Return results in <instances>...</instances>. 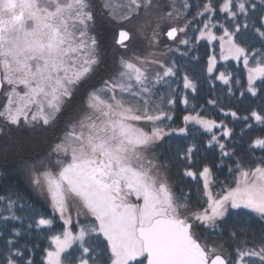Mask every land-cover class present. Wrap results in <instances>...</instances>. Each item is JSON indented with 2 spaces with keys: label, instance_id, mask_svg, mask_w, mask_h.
I'll return each instance as SVG.
<instances>
[{
  "label": "snow or ice",
  "instance_id": "1",
  "mask_svg": "<svg viewBox=\"0 0 264 264\" xmlns=\"http://www.w3.org/2000/svg\"><path fill=\"white\" fill-rule=\"evenodd\" d=\"M146 2L150 4L151 0ZM132 4L136 9L141 6L139 0H132ZM232 6V0H225L222 7L236 16L237 13L231 11ZM183 7L189 5L185 3ZM203 7L204 12L214 11L211 0ZM238 7L240 12L247 11L243 0ZM89 8L87 0H0V89L5 84L10 88L5 93L7 102L0 117L9 124L20 125L23 119L29 126L41 121L49 125L71 98L74 88L99 63L97 41L88 34V22L93 20ZM204 27L209 26L205 24ZM177 31L172 28L167 35L174 37ZM239 31V25L235 32L225 30L228 55L223 58L231 56L237 61L243 58L245 66L250 56L255 58L256 66L249 69L248 75L251 86L257 77H264V51L249 53L247 48L241 47L235 41ZM256 32L264 37V31L256 29ZM206 34L216 39L212 33L204 31L201 37ZM127 35L121 32L122 38ZM220 39L223 41L224 37ZM122 65L123 70L114 79L90 92L87 105L90 112L70 125L65 138L53 149L57 156L70 155V161L57 159L58 171L54 173L49 168L35 178L36 185L50 194L53 207L61 217L68 213L70 200H74L80 205L77 216L84 211L98 222L87 228L80 227L75 234L65 230L52 237L55 250L47 252L48 264H64L63 254L77 241L83 253L93 251L83 247L86 237L92 233L106 238L110 264H129L137 257H145L147 264H244L245 257H259L264 262V246L259 251L237 249L236 261L226 259L216 248L198 242L191 222L215 226L229 207L248 209L264 218V164L252 169L238 164L236 186L218 198L213 197L209 188L211 170L205 167L200 175L204 177L208 207L182 215L189 208L188 195L176 197L160 178L159 167L146 156L148 148L163 139L165 133L159 127L145 131L138 126L140 121L154 125L167 117V113L151 111L150 97L152 86L164 76L174 75L173 69L167 67L163 76L155 74V80H150L146 70L136 63L122 61ZM209 71H212L211 66ZM219 78L228 82L223 73ZM21 85L24 87L22 93L17 90ZM185 86L192 85L186 82ZM136 88L139 90H134ZM252 91L254 93L255 89ZM124 93L142 100V105L128 103ZM33 107L35 112L29 118ZM252 115L264 122L259 114ZM190 119L208 130L215 127L214 121L185 117L186 121ZM255 143L264 147V140ZM219 146L224 148L223 144ZM186 175L195 177L196 173L186 172ZM51 223L48 219L39 221L40 225ZM65 223L70 225L71 218ZM8 264H15V261L10 259ZM79 264H89V260L81 257Z\"/></svg>",
  "mask_w": 264,
  "mask_h": 264
},
{
  "label": "trees",
  "instance_id": "2",
  "mask_svg": "<svg viewBox=\"0 0 264 264\" xmlns=\"http://www.w3.org/2000/svg\"><path fill=\"white\" fill-rule=\"evenodd\" d=\"M208 2L159 0L153 8L152 18L142 22L141 17L138 23L135 22L132 30L134 35L125 46L116 43V31L120 28L116 26L117 23L109 15L101 17L99 12L93 11L96 18L95 33L101 44L103 59L91 85L98 84L102 76L113 72L112 66L119 54L124 53L126 56L127 51L133 50L141 42L144 51L157 52L165 59L167 67L173 69L171 84L175 88L172 93L175 98L170 125H183L187 112L199 113L220 124L208 131L199 124L188 123L185 132L170 133L157 143L161 165L166 166L173 177L175 195H188L190 211L207 206L203 179L199 175L205 167L211 169L214 189L223 193L234 184L239 173L238 164L243 168L264 164V147L254 144L257 138L264 139V122L252 115L257 113L264 117V77L256 81L257 90L253 93L241 61H218L209 71V59L213 52L217 54L219 45L215 42L211 46L205 39L196 38L206 21L217 22L219 25L216 30L219 33L225 29L235 32L239 25L240 31L236 33L235 41L250 53L253 50L264 51V37L256 32V29L264 30V0H243L246 12L239 10L238 2L241 0H232L231 11L236 12V16L222 9L225 0H211L214 11L204 12L203 6ZM185 3L189 5L188 8L183 7ZM163 19H171L172 23L160 28ZM171 25L179 27V34L173 40L165 35ZM181 37L188 43L179 42ZM171 43H174V48ZM250 61L251 64L255 63V58L251 57ZM221 73L228 78L227 83L219 78ZM185 78L194 89L192 86L185 87L188 102L183 105L179 96ZM68 112L65 111L66 114ZM226 132L230 134L226 135ZM221 144L224 145L223 149L219 146ZM38 155L36 153L34 157ZM13 156L23 154L12 152L9 156H0V264H8L10 259L15 264H46L45 257L53 246L51 238L62 232L64 224L45 200L35 194L24 176L15 172ZM3 166L5 171L2 172ZM186 172H194L196 176H188ZM227 214L214 228L196 225L197 235L194 236L203 245L216 248L228 260L236 261L237 249L247 251L264 244V218L248 209H233ZM44 217L51 218L52 223L40 225L39 221ZM83 247L93 251L83 253L80 243L75 244L64 253V264H79L81 257L88 259L89 264H110L107 240L99 233L86 237ZM245 259L244 264H264L259 257ZM141 260L146 264L145 257H137L129 264H138Z\"/></svg>",
  "mask_w": 264,
  "mask_h": 264
},
{
  "label": "rangeland",
  "instance_id": "3",
  "mask_svg": "<svg viewBox=\"0 0 264 264\" xmlns=\"http://www.w3.org/2000/svg\"><path fill=\"white\" fill-rule=\"evenodd\" d=\"M158 1L159 0H151V3L148 4L146 0H139V3L141 6L139 9H136L135 6L132 4V0H87V2L90 5L89 10L91 11L93 15V20L88 22L89 23L88 34L90 36H94L97 41L96 55L98 57L99 63L96 64L93 67V70L87 75V77L78 86L74 88L73 95L71 96V98L65 102L61 111L58 114H56L54 121L51 122L49 125H43L41 121V122L35 123L32 126H29V125L24 124L23 119L21 120L20 125H11L3 117H0V129H3V131L0 132V156H9L10 154H12V152L16 154H19V153L23 154V156H16V157L13 156V159H12V163H13L12 165L14 166L13 168L15 172L24 176V178L26 179V182L29 183V185L31 186L35 194L43 198L45 202L52 209V212L62 220L61 222H63L64 227L61 233H63L65 230H71L75 234V233H78L80 227L87 228L89 225L95 224L98 222L95 220L94 217H92L90 214L84 211H82L81 214L77 216L76 211L80 207V205L77 201H74V200H70L68 213L64 217H61L60 212L54 209L53 207V202L51 200L50 194L47 193L46 191H43L42 187L36 185V183L34 182L35 178L37 176H40L41 173H43L46 169L50 168L54 173L58 171L59 166L56 164L57 159H62L65 162L70 161V155L69 156H63V155L57 156L53 152V149L58 143L61 142V140L65 138V133L70 130V125L80 120L85 114L90 112V109L87 106L88 97H89L90 92L102 88L104 86L105 81H111L117 76V74L120 71L123 70L122 61H131L133 63H136L139 67L145 69L149 75L150 80H155V74H160L161 76H163V71L164 69L167 68V63L166 61H164L165 59H163L162 56H160L157 52H154L153 50L144 51V49L142 48L143 47L142 43L138 42L140 44L137 47H135L133 50L127 51L128 54L126 56L124 55V53L119 54L118 56L119 58L117 59V62H114L112 66L114 67L113 72L111 71V72L106 73V75L102 76L101 81L99 80L98 84L91 85L90 83L95 81L96 70L101 65L102 59H103V53H101L102 50L100 48L101 44L98 42V39L95 33L96 29L94 25L96 24V18H94L93 11L99 12L101 17L102 16L105 17L106 14L109 15V17L115 23H117L116 26L118 27L125 26L127 27L128 30H130L131 35H134L132 30L135 25V22L138 23L141 17L143 18L142 22L144 21L147 22L148 18H152V12L154 10L153 8L157 5ZM239 3L240 2H238V4ZM125 17H127L126 18L127 20H125ZM263 22H264V18H263ZM171 23H172L171 19H163L162 22L159 24V27L162 28L166 24H171ZM205 24H208L209 26L207 29H205L204 27ZM205 24L203 25V27H201L202 29L200 30V32L197 33L196 38L198 40L205 39L211 44V46H214L215 42L217 43V45H219L218 47L219 50L217 51V54L213 52L209 59V67L211 66L213 70L216 63L218 61H226V59H224L223 56L228 55V52L226 51L228 47L227 37L225 36L226 29L223 32L219 33L216 30V26L219 25L217 22L206 21ZM202 31L206 33L208 32L212 33L216 37V39H210L207 34L201 37ZM220 37H224V40L222 41ZM181 38L179 39L180 40L179 42L185 41L183 37ZM171 45L174 48V43H171ZM222 45H223V50H222ZM213 57L215 58L214 61L212 60ZM250 59H251V56H250ZM250 59H249V64L247 66L244 65L243 58L239 60L242 62L243 66L246 69L247 79L249 75V69L256 66V63L254 62H252L251 64ZM227 60H236V59L229 56ZM156 61H158L159 63H156ZM172 77L173 75L164 76L163 79L159 83H155L154 86H152V94L150 97V102L153 105L151 108V111L155 114H158L159 112L167 113V117H162L160 121L154 122V125H153V122L140 121L138 122V126L143 128L145 131H150L151 127L153 126L159 127L163 129V132L165 133L164 136H166L170 133L185 132L186 125L188 123H194L197 125L199 124L196 122L195 119H190L186 121L185 117H193V118L200 117L204 120L214 121L213 119L211 118L208 119L207 117L200 115L199 113H188L187 112L184 116L185 123L183 125H180V126L170 125L169 122L174 116V113L172 111V106L174 105L173 101L175 98L174 94H172L173 91H175V88L171 84ZM260 78L261 77H257L252 82L251 86L248 80L249 88L251 91L252 89H255V92H256L257 88H256L255 83ZM186 82H190V81L185 80L183 82V90H181V93L179 96V99L181 100L183 105H185L186 104L185 101L188 100L187 95L185 93L186 92L185 91ZM9 90H10L9 86L5 84L0 93V111L3 110V106L7 102V97L5 93L8 92ZM17 90L22 93L24 91V87L21 85L18 87ZM134 90L138 91L139 89L136 88ZM123 95H124L125 100L134 106L137 103L141 105L143 103L142 100L131 98L128 93H124ZM104 98L106 99L107 97H104ZM66 110H69L67 114L65 113ZM33 112H35L34 107L28 113L29 118H31V115L33 114ZM214 122H215V127L220 126V124L217 121H214ZM199 126L202 127V129L204 130H208L201 124H199ZM213 128H211V130H213ZM180 129H185V131H180ZM78 130L79 129H77V131ZM257 140H264V139L257 138L256 141ZM157 143L158 141L148 148L146 152V156L148 159H151L159 167L160 178L166 181L171 191L175 194V189L173 185L174 184L173 177L172 175H170L171 173L169 172V169L166 166L161 165L159 155H158L159 152H158ZM254 144L256 145V143ZM42 151H45L46 153L42 154ZM36 153H38L39 155L34 157ZM25 156H29V157H25ZM255 167L256 166H253V168ZM244 169H252V167H248ZM1 171L2 172L5 171L4 166L2 167ZM238 177H239V173L237 174L235 181ZM201 178L203 179V184H204V177L201 176ZM235 181L231 188H234L236 186ZM209 188L214 198H218L219 196L224 195L227 192L226 190V191H223L222 193L214 189L213 183H212V173L209 177ZM133 202H136L135 198H133ZM207 207H208V201H207V206L205 208ZM203 209H198V210H193V211L187 210V212L182 213V215H189L191 212H194V211L199 212V211H202ZM231 210L233 209L229 207L227 213H229ZM227 213L222 219H218L216 221V224L222 221L228 215ZM69 218H71L72 220V223L70 225L65 223V220ZM42 219H48L52 221V219L49 217H44ZM191 222L193 225L192 231L194 232V235H197L196 225H202V224H199L198 222H195V221H191ZM205 226L209 228H214L216 225L215 226L205 225ZM61 233L54 234L52 237L56 235H60ZM100 235L103 236L102 234ZM51 241H52V238H51ZM51 243L53 246L48 251L55 250V244L53 243V241ZM79 243L80 242L77 241L75 244H79ZM261 246H264V244H261L258 246L256 245L255 247L250 248L247 251H250V250L259 251ZM45 263L48 264L47 255L45 257Z\"/></svg>",
  "mask_w": 264,
  "mask_h": 264
},
{
  "label": "water",
  "instance_id": "4",
  "mask_svg": "<svg viewBox=\"0 0 264 264\" xmlns=\"http://www.w3.org/2000/svg\"><path fill=\"white\" fill-rule=\"evenodd\" d=\"M173 28H176L177 29V27H173ZM172 29V27H170L167 31H166V35H167V33L170 31ZM178 30V29H177ZM118 33H117V38H116V42L118 43V44H120V45H125V43H126V41H129L130 40V38H131V32L128 30V29H126V28H120L118 31H117ZM121 32H126L128 35H127V38H122L121 37ZM178 33H179V30L176 32V34H175V36L174 37H169L168 35H167V37L169 38V39H173V38H175L177 35H178ZM1 90L2 89H0V93H1ZM198 240V239H197ZM198 242H200L199 240H198ZM147 260V259H146Z\"/></svg>",
  "mask_w": 264,
  "mask_h": 264
}]
</instances>
